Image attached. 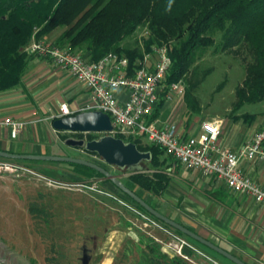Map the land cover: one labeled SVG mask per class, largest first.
Instances as JSON below:
<instances>
[{"label":"trees","instance_id":"obj_1","mask_svg":"<svg viewBox=\"0 0 264 264\" xmlns=\"http://www.w3.org/2000/svg\"><path fill=\"white\" fill-rule=\"evenodd\" d=\"M61 28L62 33L52 42L54 46L92 62H99L113 53L127 58L132 70L141 67L145 56L154 54L155 48L166 47L172 65L163 83L161 100L153 119L164 106L169 86L178 83L184 89L187 83L184 99L192 112L199 111L191 98L195 85L188 81L187 76L199 56L216 45L218 36V47L222 52H238L245 47L253 58L246 66L245 79L236 90L234 111L246 104L264 101V0H0V93L22 85L34 57L27 52L32 40H44ZM142 28L149 33L147 39L141 43L138 39L132 42ZM240 119L251 122L255 116L235 117V120ZM88 137V141L99 138L94 134ZM115 137L136 144L142 152L152 153L149 165L156 171L150 173L149 168L131 174L128 179L143 191L160 195L168 184V177L159 169L163 163L161 158L167 156L172 159V156L169 157L160 146L142 145L141 139H126L122 135ZM63 164L81 180L97 182L101 179L112 184L96 170ZM121 193V197L146 211ZM29 208L34 217L48 222L49 214L39 205L33 203ZM187 238L214 258L225 259ZM134 254L140 264H189L178 257L168 256L154 239L145 236H140L138 241L127 239L123 258L126 260Z\"/></svg>","mask_w":264,"mask_h":264},{"label":"crops","instance_id":"obj_2","mask_svg":"<svg viewBox=\"0 0 264 264\" xmlns=\"http://www.w3.org/2000/svg\"><path fill=\"white\" fill-rule=\"evenodd\" d=\"M60 34L54 35L50 40L55 41ZM116 94L121 100L127 99L125 91H117ZM171 95V100L165 101L163 108L155 118L157 126L159 128L176 126L184 138L198 132L199 127L196 128L197 130L191 128V120L183 108L184 95L178 92H172ZM91 99V92L78 83L67 70L59 68L44 57L34 56L23 77L22 85L14 90L0 93V151L46 155L40 144L50 147L60 146L59 136L65 133L58 132L52 127L61 104L67 103L72 113H79ZM235 117L240 116L232 117L231 123H222V135L225 138L220 142L222 147L234 151L240 149L258 133V124L255 119L247 122L244 119L235 120ZM7 118L25 123L17 139L12 138L11 127L4 123ZM148 144L150 143L146 145ZM161 160L163 163L159 169L168 177V184L160 195L145 192L130 182L128 178L133 173L128 174L127 181L122 180L119 175L118 177L122 183L137 192L143 200L166 217L246 264H264V205L257 203L251 196L229 189L223 181L216 177L207 176L196 169L190 170L167 156L162 157ZM240 167L253 182L264 187L263 161L242 159ZM155 171L150 168L148 172ZM77 176L80 178L79 175ZM97 182L105 184L104 187L108 191L122 195L121 191L112 184L104 183L101 179ZM76 198L80 202L78 205L80 210H83L85 204L92 206L90 209L88 207L87 211L94 213L99 210L110 213L108 209L102 208L104 205L109 206V202L116 204L123 217L118 218L114 223H120L122 226L125 223V227L130 230L132 227L130 225L133 223L141 231V233H135L131 230L132 235L128 239L138 241L140 236L150 237L161 246L165 254L174 257L171 251L159 243V241H166V236L162 232L144 228L143 223L137 217L116 202L95 194L87 196L77 194ZM82 201H87V203ZM39 207L49 214L48 219L50 220L52 215L47 207L42 204ZM216 259L220 264H229L222 259Z\"/></svg>","mask_w":264,"mask_h":264},{"label":"rangeland","instance_id":"obj_3","mask_svg":"<svg viewBox=\"0 0 264 264\" xmlns=\"http://www.w3.org/2000/svg\"><path fill=\"white\" fill-rule=\"evenodd\" d=\"M62 31V28L56 30L52 36L45 37L44 41L52 43L50 39ZM148 36L147 29L142 28L135 34L132 42L138 39L141 43ZM219 41L220 36L217 37L215 46L199 56L187 76L188 81L195 85L191 92L192 102L199 108V111L192 112L184 99L183 108L191 120V128L197 130L202 120L231 123L234 116L254 115L258 124L257 132H260L264 130V101L246 104L240 110L234 111L237 102L236 90L245 79L246 66L253 58L245 47L240 48L238 52H222L218 47ZM155 59L157 56L154 55L151 65H154ZM187 86L186 83L185 87ZM88 135L64 133L59 136L60 146H40L46 155L92 161L127 181L128 172L107 166L97 155L73 149L64 143L69 137L88 141ZM112 135H122L128 139V136L119 131ZM224 138L221 134L219 143ZM140 142L142 145L148 143L147 139ZM172 160L174 161L173 157ZM16 163L67 186L89 182L78 178L75 172L63 164L42 161ZM149 167L151 166L146 163L145 169ZM99 185L103 187L105 184ZM67 186L49 184L32 174L0 178V264H82L84 255L87 257V264H140L136 254L129 255L126 260L123 258L126 241L132 235L130 231L141 233L136 224L130 223V230L125 227V223L123 226L114 223L123 215L119 212L120 208L112 202L102 208L108 209L110 213L102 210L97 213L87 211V208L92 206L85 204L83 210H80L76 195L87 196L91 193ZM33 203L47 207L52 215L48 223L30 213L29 207ZM223 260L234 264L227 259Z\"/></svg>","mask_w":264,"mask_h":264},{"label":"built area","instance_id":"obj_4","mask_svg":"<svg viewBox=\"0 0 264 264\" xmlns=\"http://www.w3.org/2000/svg\"><path fill=\"white\" fill-rule=\"evenodd\" d=\"M31 56L50 59L59 68L67 70L70 75L92 94L91 101L80 112L99 111L108 114L114 125V132L125 134L134 139H147L150 144L162 147L175 161L190 169L202 171L205 175L216 177L235 192L251 196L257 203L264 205V187L253 182L240 167L242 159L264 162V130L238 150L224 148L219 143L222 134L220 120H204L199 131L184 138L176 126L159 128L153 119L164 82L172 65L166 47L155 48L154 54H147L141 67L130 69L127 58L110 53L99 62H92L84 56L73 54L54 46L44 40L33 39L27 48ZM157 56L151 65L153 56ZM166 101L171 100V93L185 94L181 83L169 86ZM117 91L127 92V99L117 97ZM69 105L60 106L57 118L74 115ZM4 123L12 129L11 136L17 139L25 123L12 118ZM21 174H32L44 179L49 184L67 186L38 175L14 161L0 159V178L19 177ZM67 187L103 196L116 202L123 209L137 217L144 228L162 232L166 241H159L174 257L189 264H220L186 236L161 222L150 213L140 209L131 201L101 187L96 181L74 183Z\"/></svg>","mask_w":264,"mask_h":264},{"label":"water","instance_id":"obj_5","mask_svg":"<svg viewBox=\"0 0 264 264\" xmlns=\"http://www.w3.org/2000/svg\"><path fill=\"white\" fill-rule=\"evenodd\" d=\"M52 127L58 132L74 133V134H102L98 139L87 141L85 139L67 138L64 143L73 149H82L89 154L97 155L101 161L110 167H116L120 171L128 173H138L145 169L146 163H151L153 157L151 152H142L134 143L125 142L122 139L112 135L114 125L111 117L99 111H85L74 115L57 118L53 121ZM0 158L8 160L22 161H42L71 163L82 165L104 175L115 187L130 197L134 202L144 208L152 216L181 232L185 236L200 243L201 245L211 249L234 264H246L239 258L216 246L215 244L200 237L183 225L173 221L172 219L161 214L143 200L135 191L120 181V178L112 174L105 167L92 161L77 159L71 157H60L54 155H26L14 154L6 151H0ZM82 264H87V257L84 255Z\"/></svg>","mask_w":264,"mask_h":264}]
</instances>
